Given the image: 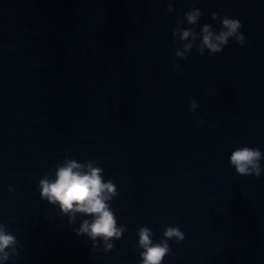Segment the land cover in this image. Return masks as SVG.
<instances>
[{
    "label": "water",
    "instance_id": "1",
    "mask_svg": "<svg viewBox=\"0 0 264 264\" xmlns=\"http://www.w3.org/2000/svg\"><path fill=\"white\" fill-rule=\"evenodd\" d=\"M223 16L246 43L201 55ZM240 147L260 177L231 165ZM69 160L113 182L120 239L40 195ZM140 227L167 241L161 264H264V0H0V264H140Z\"/></svg>",
    "mask_w": 264,
    "mask_h": 264
},
{
    "label": "clouds",
    "instance_id": "2",
    "mask_svg": "<svg viewBox=\"0 0 264 264\" xmlns=\"http://www.w3.org/2000/svg\"><path fill=\"white\" fill-rule=\"evenodd\" d=\"M171 10V5H169ZM188 22L195 24L200 11L186 13ZM213 19H218L216 12L212 13ZM223 30L218 35L210 29L208 24L203 26V39L200 47V54H203V47H207L212 53L221 52V46L227 44L229 36H234L237 42L243 46L246 38L243 33L238 30L242 27L241 21L235 18L223 16ZM190 35V30H184L181 34L182 39H186ZM190 47V45H186ZM176 55L182 56L177 52ZM179 67V66H175ZM196 104L193 102L191 110H194ZM261 150L255 147H240L231 153L230 163L240 175L261 176ZM85 166L78 164L75 160H69L63 166L57 167L54 179H41L39 187L40 195L49 202L59 204L60 209L64 213H71L73 216L76 212L91 214L94 219L90 223L84 220L77 230V234L87 233L93 239L102 237L105 241L115 237L120 239L122 232L126 231L125 227L117 228L113 211L110 209L106 201L111 200L118 195L116 188L111 180L105 182L102 180L100 167H92L89 162ZM11 191V186H9ZM139 237L138 244L143 248L140 253L142 261L140 264H161L165 254L170 251L167 241L159 243L152 242V231L148 227H140L137 230ZM163 235L168 239L177 238V242L185 238V234L177 227H168ZM15 237L0 229V259L7 260L9 253L5 249L15 243ZM112 244H107L105 251L111 250Z\"/></svg>",
    "mask_w": 264,
    "mask_h": 264
}]
</instances>
